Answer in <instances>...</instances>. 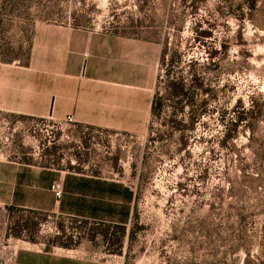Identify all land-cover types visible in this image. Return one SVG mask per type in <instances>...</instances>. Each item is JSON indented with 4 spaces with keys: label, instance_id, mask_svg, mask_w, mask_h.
<instances>
[{
    "label": "rangeland",
    "instance_id": "374dc122",
    "mask_svg": "<svg viewBox=\"0 0 264 264\" xmlns=\"http://www.w3.org/2000/svg\"><path fill=\"white\" fill-rule=\"evenodd\" d=\"M67 25L147 39L161 104L142 147L125 151L124 168L107 153L95 162L100 176L116 172L128 183L85 189L99 197L93 215L91 201L83 214L71 209L76 201L65 202V213L60 200L56 211L46 209L44 193L0 202V264H13L25 241L110 264H264V0H0V57L27 56L33 34ZM176 77L183 83L172 93ZM251 97L257 112H248ZM8 120L1 158L59 160L50 152L61 146L32 158L37 118ZM50 172L0 169V192L16 177L43 183Z\"/></svg>",
    "mask_w": 264,
    "mask_h": 264
},
{
    "label": "crops",
    "instance_id": "0c3cea01",
    "mask_svg": "<svg viewBox=\"0 0 264 264\" xmlns=\"http://www.w3.org/2000/svg\"><path fill=\"white\" fill-rule=\"evenodd\" d=\"M148 42L124 34L67 25L40 39L38 34H33L27 56L0 57V126L4 120L9 122V117L15 120L49 115L62 119L71 114L75 120V127L68 130L71 138L62 137L63 132L50 146L51 149L61 146L50 152L51 156L57 154L55 158L59 160L52 158L44 166L21 160L19 154L12 160H4L0 149V169L40 167L52 171L43 183H37L36 179L21 182L16 177L6 194L0 192V202L34 201L39 199L38 193L52 199L50 184L61 178L60 209L65 213L67 201L99 198L94 192L74 186L128 183L117 177L116 172L110 177L100 176L93 168L105 153L116 168H124L125 151L134 143L143 145L156 76V55L148 58L144 53ZM18 124L16 129H22L21 123ZM72 138H80L84 148L76 149ZM107 138H111L115 147L105 152L101 145ZM57 209L58 204L54 203L51 210ZM67 214L77 215L72 210ZM102 220L116 222V216L106 215ZM25 243L17 248L13 264H110L70 253L72 248L49 242Z\"/></svg>",
    "mask_w": 264,
    "mask_h": 264
},
{
    "label": "built area",
    "instance_id": "2783aa9c",
    "mask_svg": "<svg viewBox=\"0 0 264 264\" xmlns=\"http://www.w3.org/2000/svg\"><path fill=\"white\" fill-rule=\"evenodd\" d=\"M7 121H3L2 124H6ZM2 126V125H1ZM18 127L17 124H15L12 128V130H15ZM75 127V120L71 114H67L62 119H53L49 115L39 117L36 120V123L31 128V134L33 138V150L32 154L35 155V157H40L42 150L50 147L53 143H55L60 135L64 133L62 137L69 139L71 138L70 133L68 130H71ZM59 131V133H58ZM75 141V148L76 149H82L84 148V144L81 142L80 138H72ZM109 142V148H114L115 143L111 141V138L108 139ZM126 144H123V147H125ZM50 189L52 191L54 200L58 202L62 196L63 193V184L61 178H57L52 180L50 184Z\"/></svg>",
    "mask_w": 264,
    "mask_h": 264
},
{
    "label": "trees",
    "instance_id": "16d2710c",
    "mask_svg": "<svg viewBox=\"0 0 264 264\" xmlns=\"http://www.w3.org/2000/svg\"><path fill=\"white\" fill-rule=\"evenodd\" d=\"M169 82L172 84V86H175V89L173 90L172 93L180 92L181 89L179 88V86L180 85L182 86V83H183L181 78L176 77V78H173L172 80H169ZM160 98H161V96H159L157 94V92H154L153 98H152L151 111L155 110V108H157V107L160 106V104H161ZM256 105H257V103H255L254 98L251 97V102H250V106L251 107H249L248 112H251V113L252 112H257L258 110L255 107ZM236 116H237V118L239 120H241L243 118V116L241 114H237ZM112 185H114V184H112ZM95 186H101V184L95 185ZM74 187L75 188H78V189H88L89 188L88 185H85V186H74ZM125 197L129 198V194H126ZM85 202L86 201H84V200H82V201H76L77 206H75V208H72L71 207V209L74 210L77 213L83 214V211H84V208H85L84 206L86 205ZM53 204H54V198L49 199V201L47 203V206H43V207H45L46 209H50V208H52ZM59 207L61 208V205ZM89 209H90V211H89L90 214L93 215L94 211H91V209H92V201L91 202H88V210Z\"/></svg>",
    "mask_w": 264,
    "mask_h": 264
}]
</instances>
